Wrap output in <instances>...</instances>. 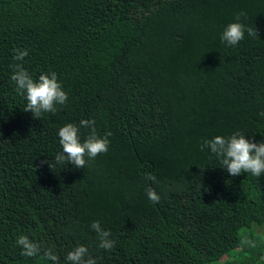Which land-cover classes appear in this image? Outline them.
<instances>
[{
  "label": "trees",
  "instance_id": "trees-1",
  "mask_svg": "<svg viewBox=\"0 0 264 264\" xmlns=\"http://www.w3.org/2000/svg\"><path fill=\"white\" fill-rule=\"evenodd\" d=\"M241 12L258 35L227 45ZM16 63L33 79L55 72L67 102L25 112ZM261 113L264 0H0V264H52L21 255L22 235L60 264L80 244L96 264H264V239L242 232L264 234V174L231 176L201 150L234 132L264 142ZM81 120L111 131L108 151L51 170L59 128Z\"/></svg>",
  "mask_w": 264,
  "mask_h": 264
},
{
  "label": "clouds",
  "instance_id": "clouds-1",
  "mask_svg": "<svg viewBox=\"0 0 264 264\" xmlns=\"http://www.w3.org/2000/svg\"><path fill=\"white\" fill-rule=\"evenodd\" d=\"M241 17L247 19V14L238 13L236 22H231L224 28L220 37L222 42L230 46L237 45L244 39L245 30L249 36L258 35L253 26L246 28L240 22ZM27 55L26 49L16 50L13 59L23 61ZM11 80L15 82L17 92L26 100L23 110L30 111L35 119H41L43 113L54 114L57 105H64L67 102V93L63 90L55 72L41 73L37 79H33L22 64L16 63L13 65ZM81 128L89 130L83 140L80 135ZM111 134V131H108L104 136L98 135L94 120H81L79 125L67 123L58 130L61 150L54 159L42 163L48 164L51 170L56 166L63 168L68 163L76 168H85L89 161L108 151V137ZM205 147L218 159L219 166L226 169L231 176L250 173L254 177H260L264 174V142H253L246 139L244 134L234 132L229 137L216 135L206 139L201 145V150ZM146 179L156 182V177L151 174H147ZM146 195L153 203L160 200L158 193L150 187L146 190ZM90 227L98 236L99 248L104 250L114 248L115 241L110 238L109 230L103 229L98 221H93ZM16 244L21 248V255L25 257L42 256L52 264H60L59 256L51 248H43L40 243L27 236H20ZM64 260L65 264H96V259L89 254L88 248L83 244L68 251Z\"/></svg>",
  "mask_w": 264,
  "mask_h": 264
},
{
  "label": "rangeland",
  "instance_id": "rangeland-1",
  "mask_svg": "<svg viewBox=\"0 0 264 264\" xmlns=\"http://www.w3.org/2000/svg\"><path fill=\"white\" fill-rule=\"evenodd\" d=\"M242 232H245V233H247V234H249V233H253L254 232V234L256 235V237H257V239H264V234H263V227H261V226H253V230L251 231V228H249V229H245V230H243ZM245 236H246V241L247 242H249V236L248 235H246L245 234ZM238 249H240V248H238ZM233 252H236V251H233ZM227 257L226 256H224L223 258H221L220 260H224V259H226Z\"/></svg>",
  "mask_w": 264,
  "mask_h": 264
}]
</instances>
